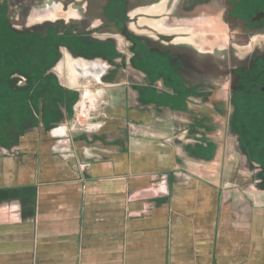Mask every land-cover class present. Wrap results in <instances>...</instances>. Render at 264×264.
I'll use <instances>...</instances> for the list:
<instances>
[{"label": "crops", "instance_id": "crops-1", "mask_svg": "<svg viewBox=\"0 0 264 264\" xmlns=\"http://www.w3.org/2000/svg\"><path fill=\"white\" fill-rule=\"evenodd\" d=\"M127 85L103 84L89 129L69 109L0 133V264H264V199L181 159Z\"/></svg>", "mask_w": 264, "mask_h": 264}, {"label": "rangeland", "instance_id": "rangeland-1", "mask_svg": "<svg viewBox=\"0 0 264 264\" xmlns=\"http://www.w3.org/2000/svg\"><path fill=\"white\" fill-rule=\"evenodd\" d=\"M17 1L22 6L13 8L10 0H0V133L10 137L23 128V120L27 124L39 115L59 119L69 109L74 114L70 129H89L92 115L104 106L99 97L103 84H134L130 91L151 105L160 129L168 125L181 159L221 167L228 187L233 183L228 178L237 176L235 191L264 199L262 95L255 91L242 103L219 101L221 92L204 97L203 88L217 83L212 55L190 56L182 44L172 52L150 37L149 28L136 29L139 41L123 42L120 26L101 24L103 6L88 11L93 19L88 23L81 21L84 10L22 8L24 0ZM193 41L203 51L226 44L224 38ZM128 44L134 46L125 51ZM256 63L254 80L264 83V62ZM59 83L83 86L82 92L62 93Z\"/></svg>", "mask_w": 264, "mask_h": 264}, {"label": "flooded vegetation", "instance_id": "flooded-vegetation-1", "mask_svg": "<svg viewBox=\"0 0 264 264\" xmlns=\"http://www.w3.org/2000/svg\"><path fill=\"white\" fill-rule=\"evenodd\" d=\"M22 4V8L36 6L40 10H84L81 21L88 23L93 22L86 15L89 10L103 6L101 24L120 26L123 42L130 38L139 41L136 29L149 28L150 37L172 52L179 51L178 45L182 44L183 52L190 56L212 55L217 83L203 88L204 97L221 92L219 101L238 103L255 91L264 97V83L255 82L253 77L256 62H264V0H24ZM20 6L17 0H10V7ZM223 38L226 44L219 47L217 43L212 51L199 49L193 41L219 42ZM128 45L125 51L134 46ZM135 50L136 56L140 55V50ZM202 116L207 115L203 112Z\"/></svg>", "mask_w": 264, "mask_h": 264}, {"label": "built area", "instance_id": "built-area-1", "mask_svg": "<svg viewBox=\"0 0 264 264\" xmlns=\"http://www.w3.org/2000/svg\"><path fill=\"white\" fill-rule=\"evenodd\" d=\"M82 116H83V118H85V117L87 116V114H85V113H82Z\"/></svg>", "mask_w": 264, "mask_h": 264}]
</instances>
